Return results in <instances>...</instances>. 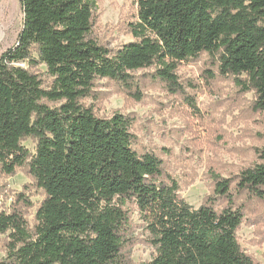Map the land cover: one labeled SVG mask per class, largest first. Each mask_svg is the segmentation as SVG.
<instances>
[{
	"label": "trees",
	"instance_id": "1",
	"mask_svg": "<svg viewBox=\"0 0 264 264\" xmlns=\"http://www.w3.org/2000/svg\"><path fill=\"white\" fill-rule=\"evenodd\" d=\"M20 2L23 29L0 55V177L26 165L46 195L33 229L18 208L0 212L9 237L0 264H136L123 250L129 205L156 249L137 264H257L239 241L237 193L264 200V149L235 182L214 174L213 194L195 208L163 159L134 147L129 116L100 117L81 100L97 79L132 89L131 72L152 67L176 90L179 66L207 52L264 111V0H137L134 40L115 51L92 36L97 0ZM39 64L47 86L31 69ZM27 137L37 139L34 153Z\"/></svg>",
	"mask_w": 264,
	"mask_h": 264
},
{
	"label": "rangeland",
	"instance_id": "2",
	"mask_svg": "<svg viewBox=\"0 0 264 264\" xmlns=\"http://www.w3.org/2000/svg\"><path fill=\"white\" fill-rule=\"evenodd\" d=\"M138 8L137 0H97L92 36L114 51L133 41L128 24L137 19ZM23 22L20 0H0V55L16 45ZM217 63V56L207 52L183 62L177 70L176 90L155 76V67L131 72L132 89L100 78L92 95L81 100L97 116L109 118L117 112L129 116L134 147L161 157L165 172L179 182L180 194L195 208L213 194L214 174L235 182L243 169L261 162L264 149V111L255 109V93L245 91L234 76L221 75ZM31 69L45 86L51 82L46 65ZM22 144L34 153L37 139L27 137ZM20 195L26 200L20 201ZM45 195L26 165L0 177V212L18 208L30 229ZM237 203L244 212L238 230L241 246L257 264H264V200L243 192L237 193ZM223 205L216 203L217 208ZM129 209L124 253L136 264L149 261L156 249L137 207L129 205ZM8 240V233H0V259L7 256Z\"/></svg>",
	"mask_w": 264,
	"mask_h": 264
}]
</instances>
